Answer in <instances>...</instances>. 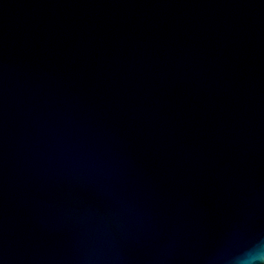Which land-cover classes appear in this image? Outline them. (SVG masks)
Masks as SVG:
<instances>
[{"label": "water", "instance_id": "water-1", "mask_svg": "<svg viewBox=\"0 0 264 264\" xmlns=\"http://www.w3.org/2000/svg\"><path fill=\"white\" fill-rule=\"evenodd\" d=\"M261 238L264 0H0V264Z\"/></svg>", "mask_w": 264, "mask_h": 264}, {"label": "clouds", "instance_id": "clouds-1", "mask_svg": "<svg viewBox=\"0 0 264 264\" xmlns=\"http://www.w3.org/2000/svg\"><path fill=\"white\" fill-rule=\"evenodd\" d=\"M226 264H264V238L230 256Z\"/></svg>", "mask_w": 264, "mask_h": 264}]
</instances>
